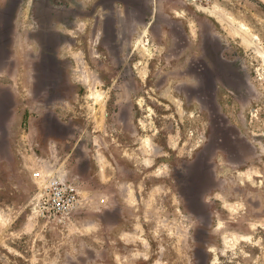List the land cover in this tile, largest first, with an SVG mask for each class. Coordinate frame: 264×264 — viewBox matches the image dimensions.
Here are the masks:
<instances>
[{"label": "rangeland", "instance_id": "374dc122", "mask_svg": "<svg viewBox=\"0 0 264 264\" xmlns=\"http://www.w3.org/2000/svg\"><path fill=\"white\" fill-rule=\"evenodd\" d=\"M97 1H72L54 96L26 94L0 139V212L28 216H0V236L38 226L51 237L38 257L57 264H93L105 244L118 264H264V0ZM29 6L0 0L16 57L2 65L38 66ZM34 171L76 186L73 215L39 216ZM9 242L0 264H25L23 240Z\"/></svg>", "mask_w": 264, "mask_h": 264}, {"label": "crops", "instance_id": "0c3cea01", "mask_svg": "<svg viewBox=\"0 0 264 264\" xmlns=\"http://www.w3.org/2000/svg\"><path fill=\"white\" fill-rule=\"evenodd\" d=\"M123 1L128 0H119V3H124ZM147 3V1L140 0L141 5ZM116 3V2H115ZM19 24V23H18ZM17 24L16 33L18 38V42H20V33L18 31L19 25ZM9 59L10 60H16V57H14V54L11 49V53L9 52L7 55H4L3 59ZM11 62V61H9ZM21 66L16 65H2L0 66V78L4 77L8 80L9 83L7 85H2L0 83V139H5L11 137V133H13V130L16 129L17 125L23 121L24 115L26 111H30V109H27V107L23 104H21L20 100L25 97L27 94L28 97L32 98L34 97V94L39 92V95L41 96V90H42V83L41 81L37 82L36 78L39 77L40 72L34 67V66H24L23 68H20ZM38 96V94H37ZM67 98H63V100H66ZM55 169H58L55 167ZM58 173V172H57ZM76 211V210H75ZM74 211V212H75ZM71 215H73V213ZM0 216L2 217H15V218H27L28 216L26 214L20 213L17 211H4L0 212ZM37 220L40 218L38 216L35 217ZM18 224V223H17ZM36 230V227H31L30 231H24L23 228L16 226L10 227L8 226L7 231L5 232V235L0 236V249H9L11 248L10 244V238H13L14 236H19V241L23 240V243L21 244L22 251H25L24 253V259L27 261L25 264H57L56 261L48 257H43L42 254L39 255L37 252H40L41 246H44L43 243L48 244V248H50V241L51 237L49 234L43 233L42 229L37 226V231L32 232ZM28 233L35 234L34 240L31 242L30 237H27ZM44 236L46 242H41L39 239ZM106 244L101 248L103 250V256H101V260H92L93 264H118L117 258L115 253H110L108 257H106ZM20 248V247H19ZM71 255H73V248H71ZM49 255H51L50 251ZM46 254V252H45ZM106 258L109 259V262L106 261ZM101 261V262H100Z\"/></svg>", "mask_w": 264, "mask_h": 264}, {"label": "flooded vegetation", "instance_id": "af4514ba", "mask_svg": "<svg viewBox=\"0 0 264 264\" xmlns=\"http://www.w3.org/2000/svg\"><path fill=\"white\" fill-rule=\"evenodd\" d=\"M19 1L21 3L24 0ZM57 1L59 0H29V7L31 11L30 17L34 23H36V19L39 21V24H37L36 28L32 29L30 33L32 32V40L39 43V50L44 52V55L41 54V56L37 57V62L39 63L38 66L34 67L41 74L36 78V81H41V85L44 87L41 90V94L44 93L46 102L50 101V99L54 96V93L52 91H48V93H46L47 91L43 89L47 90L49 88L48 86L51 87L53 83L49 82V77L52 73H54L53 71H55V69L57 70L59 68L56 63L58 60L59 50L61 49V44H59L56 38L57 34L54 32L57 29L53 25L54 19L56 18V12L58 11L57 9H64L59 18L58 24H65L68 23V21L69 23H72L74 21L73 19L79 15L78 11H80V8L72 2L74 0H66L68 6L57 4ZM97 2V9L101 6L103 7L105 4V0H98ZM6 11L3 12L1 10L0 13V66L11 61L10 58L3 59L5 54L7 55L9 52L11 53L12 46L11 44L6 46V43L10 42V30H13V27L11 28V26H13L14 22V20L9 19V11ZM93 14H95V12H93ZM218 68L220 69L221 78L224 79L223 81L230 83H234L235 80L237 81V77L232 70L228 69L226 66H219ZM57 79L55 78L54 81H57Z\"/></svg>", "mask_w": 264, "mask_h": 264}, {"label": "built area", "instance_id": "2783aa9c", "mask_svg": "<svg viewBox=\"0 0 264 264\" xmlns=\"http://www.w3.org/2000/svg\"><path fill=\"white\" fill-rule=\"evenodd\" d=\"M33 176L46 178L37 204L41 218L61 221L78 208V191L71 181L52 175L43 177L40 171H34Z\"/></svg>", "mask_w": 264, "mask_h": 264}, {"label": "water", "instance_id": "95a60500", "mask_svg": "<svg viewBox=\"0 0 264 264\" xmlns=\"http://www.w3.org/2000/svg\"><path fill=\"white\" fill-rule=\"evenodd\" d=\"M15 3V2H14ZM13 3V4H14ZM12 5V4H11ZM58 11L56 12V18L54 19V22H53V25L54 26H56L57 24H58V22H59V18H60V16H61V14H62V11H64V9L62 10L61 8H58L57 9ZM13 11H15V4H14V6H12V13H13ZM37 24H39V21L36 19V24L35 25H37ZM11 31L13 32V30H10V34H11ZM11 38V37H10ZM38 45H39V43H38ZM41 54L42 55H44V52H41L40 50H39V56H41Z\"/></svg>", "mask_w": 264, "mask_h": 264}, {"label": "bare ground", "instance_id": "6f19581e", "mask_svg": "<svg viewBox=\"0 0 264 264\" xmlns=\"http://www.w3.org/2000/svg\"><path fill=\"white\" fill-rule=\"evenodd\" d=\"M16 28H17V26H16ZM244 176L247 178V179H249L250 178V174H249V172H245L244 173ZM231 240V239H230ZM231 243V242H230ZM232 245V244H231Z\"/></svg>", "mask_w": 264, "mask_h": 264}]
</instances>
